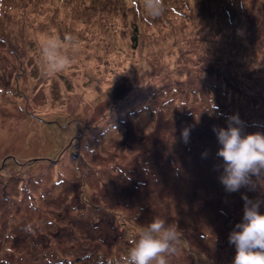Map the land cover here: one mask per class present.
<instances>
[{
  "label": "rangeland",
  "instance_id": "374dc122",
  "mask_svg": "<svg viewBox=\"0 0 264 264\" xmlns=\"http://www.w3.org/2000/svg\"><path fill=\"white\" fill-rule=\"evenodd\" d=\"M163 2L0 0V264H124L153 218L183 234L169 264H233L264 189L225 192L212 129L264 134V0ZM49 35L79 41L55 75Z\"/></svg>",
  "mask_w": 264,
  "mask_h": 264
},
{
  "label": "clouds",
  "instance_id": "9594fccd",
  "mask_svg": "<svg viewBox=\"0 0 264 264\" xmlns=\"http://www.w3.org/2000/svg\"><path fill=\"white\" fill-rule=\"evenodd\" d=\"M145 13L151 18H159L165 12L163 0H143ZM79 41L71 35L63 40L59 36H45L41 43V54L46 74L55 75L66 71L71 58L63 51L66 47L77 48ZM211 111H216L212 105ZM223 115V114H221ZM226 128L214 126L217 142L221 146L217 156L223 161L219 177L226 193L240 189L256 191L264 189V134L260 132L244 134V122L238 114L226 116ZM190 128L181 131L184 143L189 142ZM244 201L242 221L229 233L228 243L235 248L233 264H264V214L260 208L264 200ZM183 234L176 224H168L164 219L153 218L146 226L138 229L133 247L124 257V264H169L168 257L175 255Z\"/></svg>",
  "mask_w": 264,
  "mask_h": 264
},
{
  "label": "trees",
  "instance_id": "16d2710c",
  "mask_svg": "<svg viewBox=\"0 0 264 264\" xmlns=\"http://www.w3.org/2000/svg\"><path fill=\"white\" fill-rule=\"evenodd\" d=\"M133 40H135V38Z\"/></svg>",
  "mask_w": 264,
  "mask_h": 264
}]
</instances>
